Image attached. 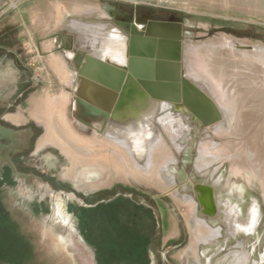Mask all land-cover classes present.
Returning <instances> with one entry per match:
<instances>
[{"label":"rangeland","instance_id":"obj_1","mask_svg":"<svg viewBox=\"0 0 264 264\" xmlns=\"http://www.w3.org/2000/svg\"><path fill=\"white\" fill-rule=\"evenodd\" d=\"M29 1L0 0V45L16 46V55L5 52L0 76V111L12 105L15 116L7 120L18 130L15 141H23L13 162L23 170L73 181L60 184L82 194L115 183L130 184L151 196L170 194L166 236L179 232L183 244L174 257L186 245L200 242L204 245L190 264H264V0H31L22 15L24 24L17 16L15 27L14 10L17 13ZM144 15L157 20L175 16L184 22V72L216 102L221 122L203 128L183 113L174 114L175 122L160 119V126L158 111L138 147L126 136L110 132L113 138L109 137L108 129L97 124L90 132L73 118L76 106L70 97L48 88L31 93L33 79L40 83L44 71L33 65L24 25L42 37L59 33L72 35L77 46L96 44L90 52L94 54L113 32L125 51L124 32L114 22L129 16L136 23ZM78 87L73 85L75 93ZM61 118L81 145L67 142ZM33 122L45 130L30 155L23 151L30 139L25 140L22 129ZM49 135L62 147L51 145L49 152H38ZM12 140L6 138L5 145ZM187 182L206 184L211 205L207 212L190 200L192 187H186ZM44 183L16 182L5 188L0 184V264H96L94 252L64 217L61 198L50 201L43 196ZM42 201L49 203L50 215H39L36 205ZM217 202L224 205L218 211L213 207ZM253 211L257 220L252 226Z\"/></svg>","mask_w":264,"mask_h":264},{"label":"flooded vegetation","instance_id":"obj_2","mask_svg":"<svg viewBox=\"0 0 264 264\" xmlns=\"http://www.w3.org/2000/svg\"><path fill=\"white\" fill-rule=\"evenodd\" d=\"M142 18L143 20L140 22L150 20L167 23L180 21L183 27H185L184 22L175 16H170L166 20L151 19L145 15ZM117 21L126 23L131 22V19L128 16ZM34 79L33 84L30 86L32 89L31 93H37L42 87ZM188 79L204 91L200 85L192 79ZM73 85L79 86V73L77 72L75 73ZM24 95V93L20 94L19 98H23ZM74 95L71 96L70 102L73 103V106L74 104L76 106ZM23 100L21 105L27 101V99ZM11 107L12 105H9L7 109L0 111V154L2 156L0 157V184H2V188L9 186L10 183L14 185L16 182H45V189L41 190L42 194H44L43 196L50 201H53L57 196L61 198L64 203L61 208L66 205V210L63 208L64 217L71 220L70 222L75 225L74 228L81 242L94 252L96 264H177L173 254L183 244L178 237L167 238L166 236L168 232L166 225L169 216V204H172L169 201L170 194L151 196L140 188L130 184L119 183H115L110 188L98 190L97 192L82 194L73 187L65 186L64 183L60 184V182L73 181L65 180L63 177L58 178L45 172L21 169L19 165L13 162L16 159L14 157L16 149L23 147L21 145L23 141L21 142L19 139L18 142L15 141L18 130L16 131V125L6 118L7 114L12 112ZM158 111L160 117H158L156 122L160 126H163L160 123V119L162 118L170 117L175 122L174 114L180 116L185 113L198 120L186 107L178 106V104L174 103L162 102L159 105ZM150 123L145 124L142 129L135 130L133 134L120 133V135L128 137L134 145L139 147L142 141H144L146 126ZM44 130V127L37 125L35 122L24 125L22 132L26 135L25 140L28 137L30 139L29 145L23 149L25 153L31 155L35 152V144H37L43 135ZM89 131L94 133V129L92 128H89ZM81 132L78 131V133ZM107 134L113 138L109 132ZM9 137L14 141L12 140V144L9 143L6 146L4 141ZM47 146L49 145L46 144L41 150L38 148V152H49L50 149L48 151ZM10 155L12 157H9ZM10 160L11 162H9ZM18 175H24L33 179L19 180L17 178ZM189 185L192 187L190 192L192 197H188L196 204L197 209L199 206H202L205 212H207V209L211 205L209 204L210 196L208 195L209 191L206 188V184L194 186L191 182H187L186 187ZM196 193L203 196L205 200L203 202L200 201ZM38 205H36V208L39 215L47 216L52 213L49 203L42 201ZM223 206L222 203L217 202V205L213 207L218 211ZM256 220L257 212L253 211L250 214V224L253 226Z\"/></svg>","mask_w":264,"mask_h":264},{"label":"water","instance_id":"obj_3","mask_svg":"<svg viewBox=\"0 0 264 264\" xmlns=\"http://www.w3.org/2000/svg\"><path fill=\"white\" fill-rule=\"evenodd\" d=\"M117 25L128 38L121 62L88 58L92 66L80 70L85 53H79L76 60L80 72L76 106L81 102L88 114L105 118L104 124L87 127L94 129L97 124L109 129L110 125L140 120L146 113L153 121L162 102L186 107L204 128L223 120L216 102L184 74V27L180 21ZM83 88L92 89V97H83Z\"/></svg>","mask_w":264,"mask_h":264},{"label":"crops","instance_id":"obj_4","mask_svg":"<svg viewBox=\"0 0 264 264\" xmlns=\"http://www.w3.org/2000/svg\"><path fill=\"white\" fill-rule=\"evenodd\" d=\"M29 3H32L31 0L23 4L22 7L18 9L17 13H16V9L14 10L12 23L13 25H15V27L17 21L16 19H18V17L20 18L19 23H21V25L24 24L22 15H24V11H26L25 7ZM117 22L118 21L116 20V22L114 23L117 25ZM22 34L25 35L26 39L28 38V40H30L32 43V47L35 52L34 61H32L34 63L33 65H35L37 69L44 71V75L41 77L42 80L40 82V84L42 85L41 90L43 89L45 90L48 88L51 92H60L64 94V96L70 98L75 94L73 90V84H74L73 77L75 76L76 72L79 73L80 75V72L75 70L78 54L85 53V57L82 60V67L80 69L82 70L86 65L89 67L92 66L91 64L89 65L88 58L93 60L95 59V60L105 61L103 57H101V54L104 55L109 52H116L117 50L120 49L121 45L123 44L122 43L123 41L119 37V34L117 32H113L112 34L110 33V35L107 37V40L103 42L102 46L100 47V50L97 51V53L93 54L90 52L95 48L94 46L96 44H94L92 47L88 45L77 46L76 42L74 41V37L72 35L62 36L61 34L58 33L52 36L42 37L37 34L36 30H34L33 33L31 34V32L28 29H26V25L23 26ZM123 36H124V41L127 43L128 38L126 37L125 34ZM15 47L16 46L14 45L13 46L9 45L6 48L5 46L0 45V50L4 51L3 54L0 56V76L3 74L2 65L4 64V60L6 58L5 52L13 53V55H16ZM11 66H13V68L16 69V63L14 61H11ZM69 79H71V82H69ZM67 104L68 101L66 99L61 101L62 107L64 106L65 108ZM22 106L26 107V104L24 103L22 104ZM7 116L9 118L13 116L14 118L15 113L13 114L8 113ZM61 124L63 125V129L65 131V139L67 140V142L71 144H75L77 142L80 144L79 142L80 139L75 135L69 122L61 118ZM59 141L60 140L49 135L48 139L40 143L39 149L43 148L41 147V144L43 142H49L47 143V145L49 146L56 145L62 147L63 143L61 141L60 143ZM172 235H173L172 237L174 238L177 237L179 238L180 233L178 232L177 234V232L173 231ZM202 245H204V243H200V242L196 244L190 243V245H186V247L182 249L180 256L174 257L175 261L178 262L179 260L180 264H190L191 260L195 259L194 252L196 250H200ZM206 246L208 245L206 244Z\"/></svg>","mask_w":264,"mask_h":264},{"label":"bare ground","instance_id":"obj_5","mask_svg":"<svg viewBox=\"0 0 264 264\" xmlns=\"http://www.w3.org/2000/svg\"><path fill=\"white\" fill-rule=\"evenodd\" d=\"M121 47L124 48V45L122 44ZM124 53V49H119L116 52H109L107 54H101V57H103V59L107 62H121L122 57ZM80 94L86 98L87 97H92L93 92L92 89H88V88H83V90L80 92ZM87 108L86 106H84L81 102L77 104L74 112H73V116L74 119L86 126H91L94 123H98L100 125L104 124L105 118L103 116L100 115H91L87 113ZM148 109H145L144 111H147ZM141 117V116H140ZM152 117L150 114L146 113V114H142V117L140 118V120L136 119H132L129 120L126 123H118L116 125H110L108 132L112 133L114 136H122L120 135V133H128V134H133L135 130L137 129H142L143 126L147 123H150L152 121ZM44 144H42L41 147H43Z\"/></svg>","mask_w":264,"mask_h":264},{"label":"built area","instance_id":"obj_6","mask_svg":"<svg viewBox=\"0 0 264 264\" xmlns=\"http://www.w3.org/2000/svg\"><path fill=\"white\" fill-rule=\"evenodd\" d=\"M33 51H34V49H33ZM35 53V52H34Z\"/></svg>","mask_w":264,"mask_h":264}]
</instances>
